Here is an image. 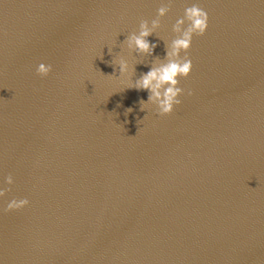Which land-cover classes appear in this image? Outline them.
I'll return each mask as SVG.
<instances>
[{"label": "water", "instance_id": "water-1", "mask_svg": "<svg viewBox=\"0 0 264 264\" xmlns=\"http://www.w3.org/2000/svg\"><path fill=\"white\" fill-rule=\"evenodd\" d=\"M168 3L0 0V264H264V0H171L153 54L129 50ZM192 4L182 103L142 111L129 87Z\"/></svg>", "mask_w": 264, "mask_h": 264}, {"label": "clouds", "instance_id": "clouds-1", "mask_svg": "<svg viewBox=\"0 0 264 264\" xmlns=\"http://www.w3.org/2000/svg\"><path fill=\"white\" fill-rule=\"evenodd\" d=\"M171 10V0L168 4H162L157 9L156 18L151 21L143 19L139 24V31L129 34L123 43L127 48L138 54H153L156 44L148 40L157 29L161 27V18L166 16ZM209 26V14L199 4L187 6L184 15L177 19L173 25V31L177 34L170 43L166 44L167 52L163 61L159 57L153 63L151 69L143 73L139 79H136L129 88L138 90H148V100H140L141 110H145L150 104L157 106L159 115H168L174 111L176 105L182 103L179 97L185 92L180 86V79L187 78L193 69V62L188 55L192 46L194 36H203ZM111 52V50H109ZM103 58V57H102ZM118 71L121 76L134 75L136 68L132 67L130 73V65L126 58L121 56L118 63ZM40 76H47L52 71V66L40 63L36 69ZM192 94L191 91L188 92ZM132 108L126 110L127 113L132 112ZM6 183L11 185L14 178L11 174L6 177ZM10 188L0 189V197L6 195ZM30 201L25 197L22 199L13 198L8 204L6 210L20 209L27 206Z\"/></svg>", "mask_w": 264, "mask_h": 264}]
</instances>
